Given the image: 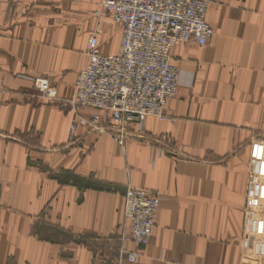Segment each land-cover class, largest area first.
Wrapping results in <instances>:
<instances>
[{
	"label": "crops",
	"instance_id": "crops-1",
	"mask_svg": "<svg viewBox=\"0 0 264 264\" xmlns=\"http://www.w3.org/2000/svg\"><path fill=\"white\" fill-rule=\"evenodd\" d=\"M101 1L0 0V264H264V0L210 5L209 43L172 48L174 120L133 123L124 144L72 104L91 33L119 49ZM129 187L160 196L135 263Z\"/></svg>",
	"mask_w": 264,
	"mask_h": 264
},
{
	"label": "built area",
	"instance_id": "built-area-1",
	"mask_svg": "<svg viewBox=\"0 0 264 264\" xmlns=\"http://www.w3.org/2000/svg\"><path fill=\"white\" fill-rule=\"evenodd\" d=\"M215 1L103 0V11L121 26L122 36L118 51L110 55L99 50L95 32L88 39L87 63L77 76L72 104L76 110L95 109L86 122L90 131L109 133L124 144L133 123L147 117L174 120L165 113L179 85L172 48L181 42L209 43L214 29L207 13ZM33 82L42 96H51L48 79L37 77ZM77 124L71 123L69 139L75 137ZM159 202L152 190L126 191L124 216L138 248L128 253L130 263L137 262L140 250L151 243ZM254 230L263 232L264 226Z\"/></svg>",
	"mask_w": 264,
	"mask_h": 264
},
{
	"label": "rangeland",
	"instance_id": "rangeland-1",
	"mask_svg": "<svg viewBox=\"0 0 264 264\" xmlns=\"http://www.w3.org/2000/svg\"><path fill=\"white\" fill-rule=\"evenodd\" d=\"M38 78H46V79H48V80L50 81L51 86H52L51 79H50L48 76H41V77H38ZM33 81H34V80H33ZM33 87H34V89L37 90V88L35 87V83H34V82H33ZM52 89H53V86H52Z\"/></svg>",
	"mask_w": 264,
	"mask_h": 264
},
{
	"label": "bare ground",
	"instance_id": "bare-ground-1",
	"mask_svg": "<svg viewBox=\"0 0 264 264\" xmlns=\"http://www.w3.org/2000/svg\"><path fill=\"white\" fill-rule=\"evenodd\" d=\"M102 3H103V0L101 1V7H102ZM111 17V16H110ZM96 34H97V32L96 31H94ZM93 33V32H92ZM91 33V34H92ZM100 50V49H99ZM102 53V52H101ZM77 80V79H76ZM160 203V202H159Z\"/></svg>",
	"mask_w": 264,
	"mask_h": 264
}]
</instances>
